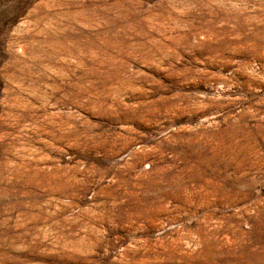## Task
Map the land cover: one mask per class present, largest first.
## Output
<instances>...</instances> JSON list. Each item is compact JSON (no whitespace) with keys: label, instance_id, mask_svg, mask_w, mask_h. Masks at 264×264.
<instances>
[{"label":"rangeland","instance_id":"obj_1","mask_svg":"<svg viewBox=\"0 0 264 264\" xmlns=\"http://www.w3.org/2000/svg\"><path fill=\"white\" fill-rule=\"evenodd\" d=\"M0 264H264V0H0Z\"/></svg>","mask_w":264,"mask_h":264}]
</instances>
